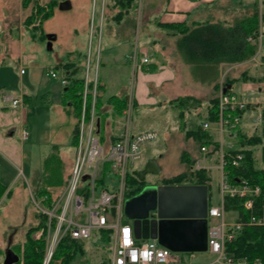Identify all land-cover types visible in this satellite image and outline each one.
<instances>
[{
	"label": "rangeland",
	"instance_id": "374dc122",
	"mask_svg": "<svg viewBox=\"0 0 264 264\" xmlns=\"http://www.w3.org/2000/svg\"><path fill=\"white\" fill-rule=\"evenodd\" d=\"M41 1L56 2L52 9V15L44 20L35 32L23 30V36L20 40L16 38L15 44L5 42V45H1L4 54H1L0 57L6 60V64L2 69L3 74L0 75V91L3 90L6 94L19 98H21L23 91L31 95L30 103L25 106L27 109L26 116H21V112L7 110L5 111L7 114H17L15 116L10 115L17 118V122L10 129L0 128V134L5 136L12 134V138L17 141L19 147L23 148L25 156L24 172H21V165L14 162L20 169L16 171L15 165V167H10L5 163V154L0 152V163H5L3 168L7 177L6 193L0 201V249L2 250L9 246L11 239H13L14 244L19 242L24 244L28 230L40 223V219H38L39 209L44 207L42 198L37 195V189L43 184L44 162L52 154L53 148L57 147L60 151L61 173L65 182L74 168L75 149L72 145V138L78 121L69 113L70 106H63L62 97L65 88L59 81L51 78L50 70L54 69L60 74L64 64L77 61L83 68L82 76L85 78L87 57L92 51L90 73L92 78L97 75L98 79V72L95 71V57L96 46L99 41H101V48L98 61L102 60L104 63L107 57H116L123 62L125 53L133 50L137 34L140 37L141 52L149 39L150 30L144 29L145 23L143 21L147 0H144L140 10L136 0V6L124 17L120 28V37L123 40L116 37L112 38L106 32L105 36L103 35V38L99 39L98 28L101 25L102 16L104 27L106 24L104 16H108V23L113 21L112 14H109V0ZM64 2L71 3V10L60 11V5ZM258 2L260 5V31L262 23L264 24L262 16L264 4H262V0H258ZM47 6L44 8L45 12L48 11ZM31 15L35 16V20L30 24L27 21L28 26L36 24V19L42 20V15H37L35 11H32ZM51 36L55 37L56 40L52 42L50 49L48 45ZM261 53L264 55V41ZM2 55L4 56L2 57ZM182 62L181 70H179L180 68L176 69L177 74L182 71L181 75H184V82H178V97H191L193 101L190 104H185L184 108L173 105L166 100L162 104L150 108L139 107L135 109L133 129L137 126L158 134L156 141L143 147L142 159L135 165L136 174L131 176L134 179L137 178L146 162L153 160L160 169V173L158 176L149 177L147 184L151 182L163 184L164 180L174 178L187 171L186 158L183 159L182 156L188 154L189 162H193L200 146L196 139L187 136V132L195 130L206 121L205 111L210 105V100L216 94L214 85L220 80L223 81L224 85L229 80H237L231 86V92L240 100L251 104L244 115L241 127L243 134L248 137L263 135L264 70L262 73L260 72L261 66L259 64H253V61H250L241 64L242 66L238 65L239 67L228 68L214 65L197 67L185 63L184 60ZM103 68L104 66L101 69V77L106 82L107 80L110 81L111 77L107 76L109 73ZM201 69L204 72L201 73ZM21 70L24 71L23 75L20 73ZM128 80L127 78L121 82L120 80H113L116 88L111 90L110 86L107 85L105 97L115 94L117 90L120 92V86L124 88ZM180 114H183L182 118H180ZM23 126L27 129L30 139L27 143L21 144L20 130ZM215 136L218 137L216 134ZM228 141H232L236 145L238 138L237 136L233 139L225 137V142L228 143ZM105 148L108 149L109 146H105ZM248 150L254 152L258 168L264 169V164L261 162L262 146L248 147ZM216 157L219 159V156ZM219 164L220 162L217 161L216 165ZM206 165L214 167L207 171L210 180L208 192L210 196L209 205L217 207L220 203L221 172L216 169L214 163L208 161ZM11 179L15 180L12 185L8 186ZM193 184L187 183L183 186ZM128 187L135 190L137 186L128 183ZM64 190L65 188L59 190L58 194L61 195ZM125 205L123 223L132 225L126 215ZM234 220V214H226L228 223H233ZM39 232L33 233L32 236H36ZM79 247L82 252L78 253L71 264H107L112 257L111 242L106 240L102 232L97 230L93 231L90 239L80 241ZM4 253L5 251H3V256ZM180 255L183 261L189 264H213L217 260L216 256L209 252L181 253ZM4 257L0 258L2 262Z\"/></svg>",
	"mask_w": 264,
	"mask_h": 264
},
{
	"label": "built area",
	"instance_id": "2783aa9c",
	"mask_svg": "<svg viewBox=\"0 0 264 264\" xmlns=\"http://www.w3.org/2000/svg\"><path fill=\"white\" fill-rule=\"evenodd\" d=\"M137 1L140 10L144 0ZM257 39L260 43L263 40L261 30ZM90 52L84 78L82 114L77 125L78 140L74 147V168L64 192L54 206L48 207L47 198L43 197L44 208L39 209L40 214L46 218V228L35 236L37 240L43 237L46 239L47 248L43 264L51 263L63 239L70 237L76 242L88 240L94 230L108 231L111 235L112 257L107 264H189L183 261L180 253L171 252L155 240L136 239L133 226L123 223L124 205L128 199V180L136 173L135 165L142 159L143 147L158 139V134L154 131L135 133L133 129L136 82L145 67L150 65V60L142 55L136 37L134 48L128 57L132 78L126 95V106L122 112L123 129L117 140L106 149L98 133L94 107L99 81L97 75L95 78L91 77ZM99 53L100 49L98 55ZM21 74H24L23 70ZM49 75L59 81L64 88L70 86L65 70L62 69L58 74L51 69ZM227 88L221 84L218 98L219 121L217 123L206 121L200 126L202 132L218 135L216 142L219 144V151L216 154L219 156L220 164L217 170L221 172L220 203L217 207L208 209V252L217 258L213 264H264L262 258L249 260L227 253L228 244L238 238L244 224L226 221V197L242 200L245 210L251 211L262 193L260 186L252 184L247 179H239L237 183H233L226 170L228 166L240 169L244 164L245 155L242 149L234 143H226L225 137L235 136L236 130L242 127L244 115L250 107V104L240 100ZM89 97L92 98V110L90 115H87ZM2 100L4 104L14 109L22 107V100L19 97L6 94ZM22 136L24 140L29 138L26 131H23ZM200 151L202 157L195 162L194 173L211 170L205 166L212 155L210 149L204 146ZM228 152H236L229 161L226 158ZM84 178L87 180L84 181ZM248 225L264 228V212L260 216L252 217Z\"/></svg>",
	"mask_w": 264,
	"mask_h": 264
},
{
	"label": "trees",
	"instance_id": "16d2710c",
	"mask_svg": "<svg viewBox=\"0 0 264 264\" xmlns=\"http://www.w3.org/2000/svg\"><path fill=\"white\" fill-rule=\"evenodd\" d=\"M55 1L48 4V11L42 7H37V15H42V22L52 15V9ZM116 7H120L121 12L119 18L122 20L129 13V11L136 6V0H117ZM28 7L31 5L30 0L25 2ZM258 0L252 1L250 4L249 14L237 20L233 25L227 26L223 23L216 24H199L193 28L186 25L167 26V29L175 31V35L180 36L177 43V49L182 56L185 63L197 67L202 66H222L234 67L250 61H253L259 53V42L257 40L259 34V10ZM263 22H264V14ZM35 16L31 15L28 18V23H32ZM251 39V41H249ZM66 72L70 86L64 89L62 103L65 107L70 106L73 114L79 120L82 114L83 95L85 80L82 76L83 68L79 63L69 62L63 65ZM237 81V80H236ZM235 80L226 82L227 87H231ZM98 95L95 102V113L97 116L101 115L100 112L103 108L102 92L103 87L98 83ZM191 97L178 99L174 102L176 106L184 108L185 104L192 102ZM108 103L113 106L118 115H122L126 106V98H111ZM92 110V98H88L86 113L90 115ZM264 118V110L262 112ZM183 116V114H181ZM208 121L217 123L219 121L218 99H213L209 106ZM187 136L193 137L200 144V149L204 146L210 149L211 154L219 151V144L215 141L212 133H204L201 127L187 132ZM238 142L236 146L242 149L245 155L244 164L240 169H233L227 167L231 181L237 183L239 179H247L252 184L261 187V198L256 202L253 210L247 211L243 206V201L238 198L226 197L225 199V213H232L235 216V222L244 224V228L238 238L228 244L227 253L235 255L237 258H247L254 260L256 258L264 259V228L249 226L248 222L254 216H260L264 212V169L258 168V162L255 158L254 152L248 150V147L262 146V159L264 164V130L262 136L248 137L243 134L241 128L235 132ZM78 140V126L75 129L72 145L75 147ZM236 152H228L227 160H231ZM188 169L185 173L178 175L174 178L164 180L165 186H183L187 183H194L195 186H204L208 189L209 177L207 172L201 171L198 173L193 172L194 164L187 163ZM62 163L60 151L57 147L53 148L52 154L45 160L43 167V184L39 186L37 195L40 198H47L48 207L52 208L56 200L60 197L59 190L66 187V182L62 179ZM136 174V173H135ZM129 185H136L135 190L129 187L127 197L132 198L137 195L140 190L145 186L140 182L139 177L128 180ZM39 184V183H37ZM6 188L0 184V201L5 196ZM38 219L40 223L28 230L26 240L23 245L13 248L17 256L21 259L18 264H43L46 253V239L45 237L37 240L33 238V233H37L46 228V218L39 214ZM106 240L111 242V235L108 231L102 232ZM79 252H82L79 247V242L66 237L61 241L57 247L53 259L50 264H71Z\"/></svg>",
	"mask_w": 264,
	"mask_h": 264
},
{
	"label": "crops",
	"instance_id": "0c3cea01",
	"mask_svg": "<svg viewBox=\"0 0 264 264\" xmlns=\"http://www.w3.org/2000/svg\"><path fill=\"white\" fill-rule=\"evenodd\" d=\"M27 0H0V56L4 54L1 45L6 43L15 44L16 38L20 40V38L24 34L23 30H28L30 32H35L37 28H39L42 24V20L36 19V24L31 26L27 25L28 17H30L32 11L37 14V7L45 8L49 3H46L41 0H30L31 5L25 6V2ZM117 0H109V14H112L113 21L108 23V16H104V20L106 21L105 27L102 24L103 16L101 18V25L98 28V32L100 33L99 39L103 38V35L106 34L111 36L112 38L116 37L122 39L120 37V28L123 20L119 18V14L121 12L120 7H116ZM252 1L250 0H147V5L144 12V29L149 31V39L146 41L145 47H143L142 55L147 57L150 60V65L145 67L143 74H140L137 82H136V108L139 107H153L154 105L162 104V102L168 100L169 103L174 104L178 99L186 98V97H178L177 89L178 82H184V75H181L183 72L181 70V66L183 64L181 60V55L177 49V43L180 39V36L175 35V31L167 29V26L174 25H186L189 28H193L199 24H216L223 23L227 26L233 25L237 20L243 18L247 14H249L248 9ZM262 4H264V0H262ZM264 12V11H263ZM115 16V17H114ZM261 32L263 34V40L260 44V51L255 59H253V64H259L261 66L260 72L264 70V55L261 53V47L264 41V24L262 23ZM138 41L140 44V37L138 36ZM123 40V39H122ZM109 42V41H108ZM131 42V41H130ZM117 43V42H116ZM5 45V44H4ZM133 45V44H132ZM119 46V45H117ZM101 48V41L98 42L96 46V57H95V71L98 72V81L100 85L103 87L102 92V102L103 108L100 112L101 115L97 116V125H98V133L102 140V143L105 146H111L119 137L123 129V117L122 115H118L116 110L112 105L108 103L111 98H126L128 88L132 78V69L130 63L128 61V57L131 54V50H129L123 56V62L121 59L114 57H107L105 62L102 60L98 61V50ZM92 54V51H91ZM4 55H2L3 57ZM6 60L0 57V75L3 74L4 65ZM60 66V64H58ZM252 65V63H251ZM104 66V70H107L110 76V81H104L101 77V69ZM242 66V65H239ZM237 66V67H239ZM62 67V65H61ZM235 67V68H237ZM178 70V74L176 73V69ZM64 70V68H63ZM22 71V70H21ZM201 73L204 72L203 69L200 70ZM182 72V73H181ZM21 73V72H20ZM22 75V74H21ZM115 76V77H114ZM124 78L129 79L128 83L123 88H121V93L117 90L115 94H111L109 97H105V92L107 90V85L110 86L111 90L116 88L113 80L115 81H123ZM105 83V84H104ZM122 84V83H121ZM223 84V81H219L214 85V91L216 92L213 99L219 98L220 87ZM226 85V84H225ZM119 88V89H120ZM231 91L230 89H228ZM64 93V92H63ZM6 95V92L3 90L0 91V128L10 129L15 122H17V118L10 115H17L15 113L7 114L5 111L13 110L16 112H21V116L27 114V106L31 101V95L26 94L24 91L21 94L22 107L20 109H14L3 103V96ZM212 99V100H213ZM210 100V103L211 101ZM64 106V105H63ZM210 106V105H209ZM209 106L206 109V121H208L209 115ZM251 106V104H250ZM65 107V106H64ZM71 108V107H70ZM250 108V107H249ZM149 111V110H148ZM69 113L75 117L73 114L72 108L69 110ZM9 115V116H8ZM14 118V119H13ZM180 118H182L180 114ZM75 119H77L75 117ZM5 120V122H4ZM15 120V121H13ZM78 121V119H77ZM205 121V122H206ZM78 125V124H77ZM77 128V126H76ZM23 131H27V129L23 126L20 130V141L21 144L27 143L30 139V136L27 140L23 139L22 133ZM148 130H144L143 128L134 127L135 133H140ZM29 134V133H28ZM215 141L218 139L215 134ZM235 137V136H234ZM234 137L230 138L233 139ZM233 143L232 141H228V144ZM0 152L5 154V163L10 165V167L14 166L15 170H20L19 167L14 163H18L22 166L21 172H24L25 167V156L23 148L19 147L17 141L12 138V134L5 136L0 134ZM211 158L209 162L214 163L219 162L216 156V153L210 155ZM202 157V153L200 151V146L198 150L197 156L193 160V164ZM182 158H186L185 161L188 163L190 161V157L188 154H184ZM149 161V160H148ZM147 161V162H148ZM5 163H0V184L2 186H6L7 177L5 175ZM207 163V162H206ZM146 165V164H145ZM206 167H208L205 164ZM216 169L218 165L215 166ZM214 168V167H208ZM15 179H11L9 185H12ZM6 188V187H5ZM38 190V189H37ZM209 192H208V209L213 207L209 205ZM235 222V220L233 221ZM40 233V232H39ZM37 235V234H36ZM35 238V236H33ZM36 239V238H35ZM23 245L22 242L18 244L13 243V239L10 240L9 246L2 250L0 249V258L4 257V261L2 262L0 259V264H5L7 259L8 252H13L14 255L17 256L15 250L13 248ZM3 251H5L3 256ZM18 257V256H17ZM19 258V257H18ZM19 262L21 259L19 258ZM18 262V263H19ZM17 263V264H18ZM22 264V263H21Z\"/></svg>",
	"mask_w": 264,
	"mask_h": 264
},
{
	"label": "water",
	"instance_id": "95a60500",
	"mask_svg": "<svg viewBox=\"0 0 264 264\" xmlns=\"http://www.w3.org/2000/svg\"><path fill=\"white\" fill-rule=\"evenodd\" d=\"M69 10L71 3L60 5V11ZM55 40V37H49L50 49ZM159 173L156 162L149 160L145 169L138 174L140 182L145 186L126 202V215L132 223L135 238L155 240L174 253L208 252L207 187L145 183L147 175L158 176ZM18 262L19 258L13 252H8L5 264Z\"/></svg>",
	"mask_w": 264,
	"mask_h": 264
},
{
	"label": "flooded vegetation",
	"instance_id": "af4514ba",
	"mask_svg": "<svg viewBox=\"0 0 264 264\" xmlns=\"http://www.w3.org/2000/svg\"><path fill=\"white\" fill-rule=\"evenodd\" d=\"M146 163H147V162H146ZM144 169H145V166H144V168L141 169L140 171H142V170H144ZM149 177H151V176H149V175L146 176L145 183H146V181H147V179H148ZM156 185H157V186H165V185H163V184H156Z\"/></svg>",
	"mask_w": 264,
	"mask_h": 264
}]
</instances>
